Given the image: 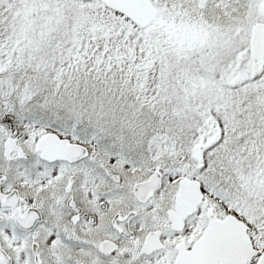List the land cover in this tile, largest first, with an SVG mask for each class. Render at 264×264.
Wrapping results in <instances>:
<instances>
[{
    "label": "snow or ice",
    "instance_id": "snow-or-ice-1",
    "mask_svg": "<svg viewBox=\"0 0 264 264\" xmlns=\"http://www.w3.org/2000/svg\"><path fill=\"white\" fill-rule=\"evenodd\" d=\"M0 264H264V0H0Z\"/></svg>",
    "mask_w": 264,
    "mask_h": 264
}]
</instances>
